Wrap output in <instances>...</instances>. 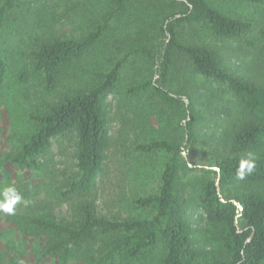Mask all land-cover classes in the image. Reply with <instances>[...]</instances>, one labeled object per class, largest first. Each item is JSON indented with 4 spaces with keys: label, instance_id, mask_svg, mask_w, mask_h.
I'll return each instance as SVG.
<instances>
[{
    "label": "trees",
    "instance_id": "16d2710c",
    "mask_svg": "<svg viewBox=\"0 0 264 264\" xmlns=\"http://www.w3.org/2000/svg\"><path fill=\"white\" fill-rule=\"evenodd\" d=\"M36 1L0 0V87L10 75V49L20 37L19 30L13 32L21 27L16 23L26 21ZM239 1L264 8V0ZM135 4L146 16L143 20L151 26L149 32L127 49L115 44L113 58L106 67L91 73L90 85L28 114L25 135L0 156L3 164L40 171L41 158L53 140L69 133L76 138V175L59 190L60 197L71 203L74 218L58 219L43 204L33 210H12L0 218V233L5 237L7 231L13 239L10 264H19L21 248L29 242L34 253L28 264H70L76 260L80 264H199L192 208L203 211L219 242L221 257L212 264H262L264 189L254 185L264 181V85L226 70L215 50L186 34L189 28L204 23L215 36L240 38L250 30L248 21L223 14L208 0H111L109 15L77 36L37 38L29 49V69L42 76L47 90H53L68 67L100 42L112 17ZM260 34L264 38V31ZM136 60L147 64V73L130 83L125 94L158 105L159 110H153L158 112V121L178 130L175 136L146 134L131 141L133 155L163 159L153 185L132 197L130 214L109 217L95 209L98 183L107 169L106 98L126 64ZM187 68L191 74L224 85L247 115L233 127L223 149H214V168L206 170V177L190 192L180 174L191 167L181 155L198 145L197 127L205 114L196 110V98L185 84L187 78L182 73ZM26 76L25 70L16 71L18 81ZM149 125L150 121L148 129ZM144 174L151 178L147 171ZM4 184L10 198L30 195L19 183Z\"/></svg>",
    "mask_w": 264,
    "mask_h": 264
},
{
    "label": "rangeland",
    "instance_id": "374dc122",
    "mask_svg": "<svg viewBox=\"0 0 264 264\" xmlns=\"http://www.w3.org/2000/svg\"><path fill=\"white\" fill-rule=\"evenodd\" d=\"M208 2L223 14L248 21L251 24L250 30L240 38H224L213 35L206 24L199 23L186 30L189 37L186 36L215 50L220 65L226 70L264 85V38L260 34L264 31V8L259 4L239 0ZM139 6L131 5L120 15L113 16L100 42L68 67L53 90H47L42 76L29 69L30 47L37 38L45 35L77 36L102 16L109 15L111 0H37L33 4L26 21L20 20L16 24L20 23L21 27L14 28V33L15 30L21 33L16 39V45L10 49V75L0 87V156L20 136L25 135L29 125L28 114L90 85L93 76L91 73L106 67L109 59L113 58L112 48L115 44L127 49L149 32L151 26L148 21L143 20L146 16L139 13ZM146 67L147 64L139 60L127 63L119 82L106 98L110 135L107 169L99 180L95 202L96 212L101 215L125 217L130 214L132 197L154 183L156 168L163 156L151 159L135 156L131 152V141L146 134L153 137L160 134L175 136L178 130L158 121L155 117L158 112L153 111L159 110L158 105L147 98L138 100L125 94L130 83L147 73ZM20 70L27 72L25 80H17L16 71ZM182 74H185V84L196 98V110L205 114L197 127L198 145L189 154L181 155L182 160L191 167L180 174L182 183L187 185V191L190 192L206 177V170L214 168V149H223L233 127L247 115L224 85L191 74L188 68ZM149 121L151 125L148 129L146 126ZM5 135L8 136L6 140ZM75 139V135L69 133L53 140L48 153L41 158L43 168L40 171L22 170L0 162V218L7 217L12 210H26L27 207H32L33 210L35 206L42 204L47 209L51 208L58 219L74 218L71 203L60 197L59 190L76 175ZM145 171L151 174V178L145 176ZM209 176L214 177L213 173ZM4 181L23 185L28 190L29 197L16 195L10 198ZM254 187L263 190L264 181ZM191 214L193 240L200 253L199 264H212L214 259L221 257L214 230L201 209L192 208ZM9 234L6 231L4 237V233H0L3 236L0 237V264H10L9 257L12 252L9 248L13 239L7 236ZM5 238L8 240L4 241ZM16 243L19 244L18 241ZM33 249L32 242L21 248L19 264L33 261ZM70 264L80 263L76 260Z\"/></svg>",
    "mask_w": 264,
    "mask_h": 264
}]
</instances>
